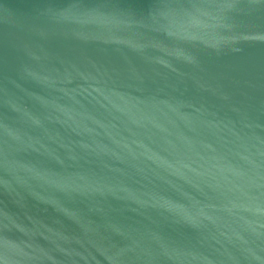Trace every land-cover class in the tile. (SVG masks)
Here are the masks:
<instances>
[{
    "label": "water",
    "instance_id": "obj_1",
    "mask_svg": "<svg viewBox=\"0 0 264 264\" xmlns=\"http://www.w3.org/2000/svg\"><path fill=\"white\" fill-rule=\"evenodd\" d=\"M0 264H264V0H0Z\"/></svg>",
    "mask_w": 264,
    "mask_h": 264
}]
</instances>
